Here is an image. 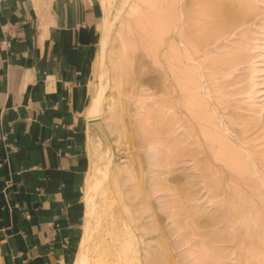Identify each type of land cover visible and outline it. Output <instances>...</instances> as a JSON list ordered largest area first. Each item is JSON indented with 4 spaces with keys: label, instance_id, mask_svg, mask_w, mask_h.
<instances>
[{
    "label": "rangeland",
    "instance_id": "1",
    "mask_svg": "<svg viewBox=\"0 0 264 264\" xmlns=\"http://www.w3.org/2000/svg\"><path fill=\"white\" fill-rule=\"evenodd\" d=\"M64 1L66 2L67 0H64ZM74 1L80 3V8L82 11L85 10L86 13L88 11H89V13H92L91 14L92 15V24H95V26L97 27V32H96V37H95L96 43H97V49L95 52V56L91 62L90 77H89V84H88V89L90 92H89L88 102L86 104V106H87L89 104V101H90L91 96H92V94H90V93H93V91L96 88L97 82H98V80L95 76V72L93 73V71L91 72V70H92L94 62L96 61V58H97L96 54L98 52V26H99L100 21H101L100 17H101L102 6L100 7V5H101L100 0H78V1L77 0H70L71 3H74ZM143 1L144 2L146 1V3L148 2V0H143ZM150 1H151V3L148 2L147 3L148 7H146L147 5L143 4L142 0H112V1L109 0V2L112 5L111 6L112 8L111 7L109 8L108 18L111 20L112 25H111L109 44H108V52L106 55V65H107V70H108L107 71V85H106L104 92L102 93V96H101L102 113L100 114V119L98 120L100 123H99V125H94V127L91 130V136L88 137V151L87 152H88V157H89V166H91L93 162H96L99 165L101 163L103 164L104 163V159H103L104 153H105V151L108 150L107 153L109 156H111L110 157V163H109V172H114L117 175V177L119 178V183H120L119 189L122 191V193H126V194L128 193V190H130L131 186L133 185V179L129 178V174H131V176L133 177V173L137 174V171H139V170H141V172L144 173V169H142L143 165L145 164L144 159L148 157V154L153 155V156L156 155L154 153V150L156 151V149L158 147H160V145H161L160 135L162 136V133H161V129H160V121H161V119H164L166 117L164 114V111H163L164 110L163 109L164 94H162V93H164V92H162L163 91L162 90L163 87L161 85L162 80L160 82L161 77H159V76H161L160 75L161 74L160 73L161 68H159L160 67L159 64L153 59V57L151 55L150 56L148 55L149 52L146 53L147 50L145 48H143V47H145V45L143 43L139 44L140 49H138V48L133 49L135 47V45H133V43H132L133 39H136L137 37L141 38L140 40L146 39V41H148L147 43L151 42L152 37L147 39L146 38V36H147L146 29L144 31V29L141 26L142 30H140V25L143 24L145 19L150 21V18H152L151 17L152 14L156 15L155 14L156 12H158V14H160L161 11L164 12V10H165L164 8L167 5L166 4L167 0H161V1L156 0L157 1L156 4H155V2H153L154 0H150ZM27 2L29 3V5L31 7H33L37 11V13L41 19H44L45 16L49 13L50 9L54 6L53 0H27ZM152 3L154 4L153 7L156 5L154 7L155 11H154V8L152 7ZM133 4H134V6H133ZM256 4L259 6V10H260V12L257 13L258 15L256 14L254 16H249L246 19V21H244L245 23L244 22L240 23V24L235 23V25H231L230 33L228 32L227 34L225 33V34H222L221 36H219V39L217 38L216 40L211 42L212 44L210 43V44H208V46L206 45L203 48L204 51L202 49L201 50L202 52L197 51V53L194 54L195 52L193 51V49H191L193 55H195L194 56L195 59L192 63L199 65L198 69L201 67L200 68L201 72L203 69H205V72H204V70L202 72L204 74L202 76L203 79H201L202 77L200 78V81H201L200 83H201L202 89H198V92L200 90L203 92V93L201 92L199 94V97H201L202 102H200V98H198V95H196L195 98L192 96L191 99L189 98L190 101L187 102L188 105H185L182 108L184 111L183 117H184L185 121L187 120V122L189 119L188 115L191 114V112H190V110L186 111L185 109H187V108H185V107H189L190 103H191V105H190L191 108H193L194 106L197 105V101H198V104L199 103L202 104V105L200 104L202 113L200 112V109H199L200 107L197 108L198 105L196 108L193 109L195 111L198 110L197 113H200L201 116L206 114V116L209 117L207 115V113L210 112V109L212 112V113L211 112L210 113L212 115L215 111L214 115L213 116L211 115V117H214L216 119V123L219 124V125L217 124L219 127V128L217 127V129H219L218 131L222 130L227 135V138L230 141L229 145H231L232 147L234 146V147H236V149L240 150V152L236 151L237 153H239V156H240V154L242 156H244V158H243L244 162H243V164H241L242 168L238 169V167H241V166L236 165V168L234 167V169L232 166V170L229 166H228L229 169H227V167H225L224 164H222L221 160L216 161V160L212 159L215 162V164H217V165H215L216 167L213 165V169L214 170L217 169V170H215L214 173H212V176L211 175L208 176L209 181L212 179L211 183H213V184H215L214 181L218 180V181H216L215 185L217 187H222L224 189L225 193L222 196H224L225 198H228V201H231V199L232 200L237 199L239 205L244 206L242 208V210H244L243 211L244 218L242 217L243 216L242 214H239L238 215L239 218H238V216H236V217L235 216H231V217L226 216L225 213L223 212L224 214L223 213H222L223 215L221 214L222 216L220 217V222L218 225V227H219V230H218L219 239H222V240H218L220 243H218L216 240L217 243L216 242L208 243L207 245L205 244V246H203L202 243L204 244L205 241L208 240L211 229H213V227H215L216 225H212V222L202 224V221L205 219V217H206V220L210 219L209 216L203 217V216L197 215V219H196V216H194V215L199 214V213L193 214V212H196L197 209L199 208L197 206L198 205L197 201H195V200L186 201L185 206L180 205L182 207V209H181V207H179V205H175L176 203L173 202V200H172L173 196L171 194L172 192H170L171 190H166V191H164V190H152V194H151L150 198H147V201L148 200L149 201L147 202V207L145 208L146 211H144L145 209H143L142 211H139L141 213V215L139 216V219L134 220V218H132L133 219L132 220L131 216H129L128 212L126 213L127 210L128 211H130V210L121 207L122 204L119 201L120 199L117 198L118 194L115 192L113 187L111 188L110 184L105 182L103 184L104 189L106 188L105 193L103 195H100L97 197L98 201L102 200L101 196L103 197V201H107L106 203L105 202L100 203V205L102 207H103V205H105L104 206L105 207L104 208L105 213L101 219L100 224L98 225V227L96 229L93 230V233L90 237L89 246H88V250H87L89 264H110L113 262L114 251H115L113 248V243H115V242L111 238L110 229L115 230L116 233L119 230H125V227H124L125 225H123L125 222H126V224L129 222V224H127V225L130 226L133 238H135V239H133V243H134V247L136 246L134 249L136 250L135 256L137 258L135 260H133L131 262V264L132 263L133 264H144L145 262H146L145 264H147L146 257H147V255L149 256V255L153 254V250H154V252L157 251V253L159 254V256L155 257L156 259H158L157 263H155V264H210V262H211V264L213 262H214V264H217V263L218 264H259V263L264 264V228H263L264 223H262V221H264V219H262V216L264 218V211L263 210H261V211L256 210L259 212L257 215V213H255V211H254L255 208H253L251 206L248 207L249 204L246 203L245 199L239 200V196L242 195L241 193L245 192L244 194H247V193L251 192V188L248 185H247V188L245 187L246 183H248V184L255 183L254 186L255 187L258 186L264 194V164H263L264 160L262 161V159H261V158L264 159V157L262 156V155H264V4L260 3L258 1H256ZM261 6H262V8L260 9ZM133 7H135L134 9H136V7L139 8V10H137L138 12H136V14L133 13V11H134ZM120 8L122 10H121L120 14L115 19L114 13L117 11V9H120ZM149 8L150 9L153 8V9H151L153 12ZM143 10H145L147 12V13H145V11H144L145 16L149 15V14L150 15L146 16V17L145 16L142 17ZM140 13H141V15H140ZM137 14H139L142 18ZM162 14L160 17H158V19H157L158 21L162 20V19L159 20L160 18H162ZM110 16H113V18H111ZM157 16H155V17H157ZM137 18H138V20H137ZM147 18H149V19H147ZM135 20L136 21L140 20V22H138L139 24L142 21V23L139 25V27L137 26L138 28L136 27L137 23H136V25L134 24V22H136ZM154 20L156 21V18H154ZM158 23H157V25H160V22H158ZM181 24H182V21H177L175 23V26L172 28L171 35L174 36L175 39H177V33L176 32L179 29ZM121 25H122V27H120ZM125 25H129V26L125 27ZM238 25H239V27H238ZM44 27H46V26H44ZM128 27L130 28V32L128 31ZM136 29H138V30L136 31ZM157 29L158 28H155V33H156V31H158L157 35H158V33H160L159 35H160L161 44H162V47L160 46V51H161V49L163 48V45H165V41L168 40V38H167L168 33L167 32H161V30L159 31V29L158 30ZM131 31H132V33H131ZM46 32H50L49 28H47ZM128 34H130V35H128ZM145 34H146V36H145ZM142 35H143V37H141ZM224 35H227V36H224ZM127 36H129V37L131 36V37L128 39ZM122 38L125 40L122 41ZM126 39L130 40L131 42L129 41L128 43L127 42L124 43L126 41ZM233 42L235 43V45ZM233 45H234V47H232V49L230 51V48H228V47H231ZM223 46H224V48H223ZM217 47L221 50H218ZM225 48H227V50ZM120 49L123 51V57H124L123 61H122L123 65H121V67L120 66L117 67L118 66L117 65L118 54L116 57V53H118V51ZM158 50H159V47H158ZM238 50L241 51V54L239 53L240 51H238ZM227 51L236 53L238 63H237V61L236 62L232 61L235 63V65H233V63L232 62L230 63V61L226 62V60H225L226 53L224 56V52H227ZM131 52H134V53H132V55H131ZM198 52H199V55H198ZM139 53L142 55V57H141L142 59L134 57V56H136V54H139ZM203 53L206 56L208 55L209 59H208V56L206 59V56L203 55ZM210 53H211V55H210ZM219 53H222V54H219ZM219 55H220V58L218 59ZM199 57H201V58L203 57V58L201 59ZM137 59H139L140 61ZM203 59H205V61ZM220 59H221V61H220ZM218 60H219V62H217ZM198 62H199V64H198ZM209 62H211V63L209 64ZM220 62H222V63L220 64ZM200 63H202V65ZM215 63H217V66ZM218 63H219V66L220 65H223V66H221V68H220L218 66ZM229 64H230V66L231 65L234 66V67H231L232 71H231V69H229L230 68ZM208 65H210V66H208ZM226 66H229V68L228 67L226 68ZM211 69H213L214 71ZM215 69H216V71H215ZM220 69H222L223 71L225 70V71L223 72ZM119 73H120V75H119ZM205 73H208L207 74L208 76L211 75L210 78ZM220 73H222L223 76H222V74L219 75ZM114 75L121 77V78H119V79H121V80H119V82L121 81L120 82L121 84L115 86L116 84H114V79L116 76H114ZM144 75L149 77V82L145 83V81H141L140 77L141 76L144 77ZM212 75H214V76H212ZM226 75H228V76H226ZM206 76H207V78H206ZM234 76H236V77L234 78ZM137 78L138 79L140 78L139 82L140 81L142 82L141 85L140 84L137 85V82H138ZM208 78H209V80L211 79L210 82H209ZM133 79L136 81V83L134 82ZM224 79H225V81H224ZM204 80H205V82H204ZM230 80L233 83L230 82ZM206 81H207V83H206ZM223 81L225 83H227V82L228 83L224 84ZM221 82H223V83H221ZM221 84H222V87L220 86ZM118 86H120V87H118ZM216 87L217 88L220 87L219 88L220 92H218L219 89L217 90ZM204 88H205V90H204ZM209 89H210V91H209ZM119 90H120V92H119ZM159 91L161 92V94L156 93ZM213 91L216 95H214V93H212ZM217 92H218V94H217ZM225 92H226V95H225ZM211 94H212V96H211ZM220 94H221V96H220ZM222 94H223V96H222ZM134 98H136L135 101H134ZM218 98L220 100H226V101L225 102L220 101ZM194 99H195L196 103H194ZM214 99H215V101H214ZM216 99H218V101ZM111 100L113 103H114V101L115 102L118 101V104H119V107H118L119 113L116 116L112 113V111H111L112 114L109 111V110H112V108H113V107H110L112 105ZM204 100L206 101L205 102L206 104L204 105L206 107H202ZM219 101H220V103H219ZM193 103H194V105H193ZM218 103H219V105H218ZM223 103L229 107L226 109V106L223 105ZM107 104H108V106H107ZM109 104H110V106H109ZM161 106H162V108H161ZM85 109H86V107H85ZM204 111H205V113H204ZM210 113H209V115H210ZM240 114H241V116H240ZM232 116H233V118H237V120L238 121L240 120V121L238 122L236 120L237 123H235V122L233 123V121H235V119L232 120L231 119ZM235 116H237V117H235ZM228 117H230V118H228ZM203 118H204V116H203ZM243 119H245L246 121ZM144 122H145V124H144ZM230 122H232V124H230ZM242 122H244L245 125H246V122H248L247 127L245 125L242 126V124H243ZM223 124L227 125V130H225L223 128L224 127ZM236 124H239V125H236ZM197 126H195L193 128V131L191 129V132L192 133L197 132L200 135L201 139H203L202 138L203 135H201L202 130L200 132L199 131L200 128ZM231 126H232V129H235V132L233 130H231ZM155 127H156V129H155ZM120 129H121V131H120ZM217 129H215V130L217 131ZM157 130L158 131L160 130L161 134H159V132ZM187 130L190 131V128H188ZM236 130H237V132H236ZM245 130H247V131H245ZM149 131H151V132H149ZM239 131L241 133H239ZM242 132H245V133H242ZM153 133H155V134H153ZM158 137H160V139ZM154 138H156V139H154ZM203 141H206V140L203 139ZM248 143H250V144H248ZM246 144H248V145H246ZM105 146H106V148H105ZM192 147H194V146L192 145ZM197 147L199 148L200 146H197ZM103 148H104V151H102ZM214 148H212V145H211V149L213 150ZM210 150L207 148L208 154L209 153L211 154ZM193 152L194 151L191 150V153H193ZM247 153H249V154L246 155ZM250 154H254V155H250ZM98 155H101V156H98ZM259 155L261 156V158L259 157ZM141 158H143V159H141ZM190 161H191V163H190ZM141 163H142V166H140ZM219 164L222 165L223 173H221V168H220L221 166ZM170 166L172 169L175 168L172 171V173L178 172L177 168H179L181 166L187 167L188 170H186V171L199 172V170H197V168H195V166H193L192 160H189V161L175 160L174 162H171ZM243 167H245V168L243 169ZM229 170L232 172H230ZM241 170H244L245 172H243L242 176H241V173H242L241 172L240 177H238L239 171H241ZM216 171L218 173L217 175L215 174ZM235 171H236V173H235ZM233 172L235 173V175ZM224 174H225V176H224ZM246 174L251 176V177L248 176V179L251 178V180L246 179V181H245V177L247 178ZM232 175H233V177H232ZM231 177H232V179H231ZM233 178L234 179L239 178V181H235L236 179L234 180ZM219 180H220V183H218ZM244 181L246 183H244ZM183 185L185 187H188L187 183H184ZM184 186H183V188L186 191L187 188H185ZM234 186H236V187L234 188ZM199 187H201V184L195 183L192 186V189L198 190ZM249 189H250V191H249ZM105 194H107V195H105ZM104 195H105V197H104ZM252 196L255 197L254 195H252ZM138 200L139 199L137 198L135 200V203L138 202ZM125 202L128 205H131L133 208V201L132 200L125 199ZM140 205L141 204L139 203V204H136V206H134V207H138ZM190 205H191V207H190ZM177 208L179 211L177 210ZM250 208H251V212H250ZM139 209H140V207H139ZM240 210H241V208H240ZM139 212H138V215H139ZM188 213L189 214L192 213L193 216L189 218ZM135 214L137 215L136 212H135ZM183 214H184V216H183ZM250 214L252 215L251 218H250ZM130 215H133V212H131ZM253 216H255V218L252 220ZM258 216H259V218H258ZM235 218H236V220H235ZM249 218H250V220H248ZM182 219H185V221ZM188 219L189 220L192 219L194 221L196 228H195V225H193V223H189V222L186 223V221ZM216 219H218V216L216 217ZM124 220H125V222L123 223L122 221H124ZM192 220L190 222H193ZM243 221H244V224H243ZM248 221H249V225H247ZM234 222H236V223H234ZM253 222H254L255 226L257 225L256 227L253 225ZM258 222H259V225L261 224L260 226L258 225ZM184 223H186V224H184ZM243 226H244V228H243ZM148 227H149V230L147 229ZM190 227H193L192 229H194V230L192 231V229ZM197 228H199V231ZM195 229H196V231H195ZM203 230L205 233L203 232ZM194 231H195V233H194ZM255 231H256V233H255ZM203 233H204V235H203ZM252 233L256 234V237L254 235H252ZM199 234H201V236H199ZM191 235H193V236L191 237ZM197 235H198V238H197ZM257 235H258V237H257ZM80 236H81V234H80ZM79 239H80V237H79ZM79 239H78V242H79ZM200 239H203L204 241H200ZM224 239H226V240H224ZM256 240H257V242H256ZM235 241L236 242L239 241V242L235 243ZM78 242H77V244H78ZM158 242H161V246L163 245L164 246L163 248L165 250L159 246ZM236 244H238V245H236ZM259 244H261V246ZM201 246H203V248ZM204 247H205L206 251H208V253L204 252L205 251ZM258 247H262L261 248L262 250L260 251L258 249ZM251 250H253V253ZM76 251H77V245H76V248L74 251V255H75ZM212 251H214L213 252L214 254L211 253ZM248 253H251V254H248ZM255 254H256V256H255ZM259 254H260V256H259ZM164 255L165 256L167 255V256L165 257ZM149 257H151V256H149ZM236 257L238 259H236ZM73 258H74V256H73ZM159 259L160 260L163 259V260L160 261ZM212 259H213V261H212ZM232 259H233V261H232ZM136 260L138 262H136ZM72 264H73V260H72Z\"/></svg>",
    "mask_w": 264,
    "mask_h": 264
},
{
    "label": "crops",
    "instance_id": "2",
    "mask_svg": "<svg viewBox=\"0 0 264 264\" xmlns=\"http://www.w3.org/2000/svg\"><path fill=\"white\" fill-rule=\"evenodd\" d=\"M91 14L74 1L41 19L0 0V264H72L94 127Z\"/></svg>",
    "mask_w": 264,
    "mask_h": 264
},
{
    "label": "bare ground",
    "instance_id": "3",
    "mask_svg": "<svg viewBox=\"0 0 264 264\" xmlns=\"http://www.w3.org/2000/svg\"><path fill=\"white\" fill-rule=\"evenodd\" d=\"M53 1H54V6L62 5L63 3L68 4L69 6H70V4H73L70 2V0H67L66 2L64 0H53ZM157 1L154 0L153 2H155V4H156ZM256 1L264 4V0H167V2H166L167 5L164 8L165 9L164 12L161 11L163 14L161 12H160V14H158V12H156L155 13L156 15L152 14V16H151L152 18L149 17L150 21H148L144 18L145 23L143 22V24H141L142 23V21H141V23H140L141 25L138 23V22H140V20L139 21L135 20L136 22H134V24L136 25V23H137L136 27L137 26L139 27V25H140V30H142V28H143L145 31V29H146V33H147V36L145 34L146 38L147 39H149L151 37L152 38H151V42H149V43H147L148 41H146V39L140 40L141 38H138V37H137L138 39L137 38L133 39L132 43H133V45H135V47L133 49H135V48L140 49L139 44L143 43L145 45V47H143V48H145L147 50L146 53L149 52L148 55L149 56L151 55L153 57V59L159 64V66H160L159 68H161V70H160L161 76H159V77H161L160 82L162 80V82H161V85L163 87L162 92H164V93H162V94H164V97H163V109L164 110L163 111H164V114L166 116L164 119H161V121H160V129H161V133H162V136L160 135L161 145L158 148L156 147L157 148L156 151L154 150V153L156 154L155 156L148 154V157L144 159L145 164L142 167V169H144V173H142L141 170H139V171H137V174L133 173V177L131 176V174H129V178L133 179V185L131 186L130 190H128L127 194L122 193V191L119 189L120 183H119V178L117 177V175L114 172H109V163H110V157L111 156L108 155V153H107L108 150L105 151V153H104V156H103L104 163L103 164L101 163L102 164V165L100 164L101 166L99 164H97L96 162L92 163V165H91L92 167L89 166V168L86 172V176L84 178L83 184H82V198H83V205H84L83 219H82V233H81V236H80V239L78 242L77 251H76L74 258H73V264H89L87 250H88V246H89L90 237L93 233V230L96 229L98 227V225L100 224L101 219L105 213V209H104L105 205H103V207H102L100 205V203L101 202L106 203L107 201H103L102 196H101L102 200L98 201V199H97L98 196L103 195L106 191L105 190L106 188L104 189V187H103V184L105 182L110 184L111 188L113 187L115 192L118 194L117 198L120 199L119 201L122 204L121 207L129 209L131 212H133V215H130L131 212L128 210L126 211V213L128 212L129 216H131V219L134 218V220L139 219V216L141 215V213L139 211H142L143 209H145L147 207V202L149 201V200L147 201V198H150V196L152 194V190H164V191L171 190L170 192H172L171 194L173 196L172 200H173V202L176 203L175 205H179V207L185 206L186 201H191V200L197 201V203H198L197 206L199 208L197 209L196 212H193V214L199 213V214L194 215V216H196V219H197V215L203 216V217L209 216L210 219H208V220H206V217H205V219L203 218L204 220L202 221V224L212 222V225H216L215 227H213V229H211L208 240H206L204 244L202 243L203 246H205V244L207 245L208 243L216 242V240L218 243H220L218 240H222V239H219V235H218L219 227H218V225L220 222V217L224 213L226 216H230V217L231 216L236 217L239 214L243 215L244 210H242V208L244 206L239 205L237 199H233V200L231 199V201H228V198H225L224 196H222L225 193L224 189L222 187H217L215 185L216 181H218V180L214 181L215 184H213V183H211L212 179L209 181L208 176L209 175L212 176V173H214V171L217 170V169H215V170L213 169V165L215 166L217 164H215V162L212 159H214L216 161L221 160L222 164H224V166L227 167V169H229L228 168V166H229L232 170V166L234 169V167L236 168V165L241 166V167H238V169L242 168L241 164H243V162H244V160H243L244 156H242L241 154L239 156V153H237L236 151L240 152V150L236 149V147H234V146H233L234 147L233 148L231 145H229L230 141L227 138V135L222 130L218 131L219 129H217V127L219 124L216 123V119L214 117H211V115H212L211 109H210L211 113L209 112L210 115H209V113H207V115L210 118L207 117L206 114L203 115L204 116V118H203V116H201L200 113H197L198 110L197 111L193 110L198 105L197 108L200 107L199 109L201 112V105L202 104L201 103L198 104V101H197V105L194 106L193 108H191L190 107L191 103H190L189 107H185L187 109L184 108L186 111L190 110V112L192 114V115L189 114L190 116L188 115V117H189V119H188L189 123H188L187 120L185 121V119L183 117L184 111L182 108L185 105H188L187 102L190 101L192 96L195 98L196 95H198V98H200V102H202L201 97H199V94L202 91L200 90L198 92V89H202L201 83H200L201 82L200 78L204 75L202 72H203V70L205 72V69H203L201 72V70H200L201 67L198 69L199 65L192 63L195 59V57H194L195 55H193L191 49H193V51L195 52L194 54H196L197 51H201L206 45L208 46V44H210L211 42H213L217 38L219 39V36H221L222 34H225V33L227 34L228 32L230 33L231 25H235V23H237V24L243 23L244 21H246V19L249 16L256 15L258 12H260L259 6L256 4ZM142 2H143V4L147 5L146 7H148V4H147L148 2L151 3L150 0H148L147 3H146V1L144 2L143 0H142ZM100 3H101L100 7L102 6V9H101V17H100L101 21H100V24L98 26V52L96 54L97 55L96 61L94 62V65H93L92 70H91V72L92 71H93V73L95 72V76H96L98 82H97L96 88L93 91V93H90V94H92V96H91V99L89 101V104L86 106V109H85V114H86V116L89 117V120H90L89 122H91L94 125H99L100 122L98 120L100 119V114L102 113L101 96H102V93L104 92V89L107 85V71L108 70H107V65H106V55L108 52V44H109L111 25H112L111 20L108 18V11H109V8L112 6L111 3L109 2V0H100ZM153 5L154 4L152 3V7H153ZM133 6H134V4H133ZM134 8L135 7H133V9ZM153 8H151V9H153ZM261 8H262V6L260 7V9ZM121 10H122L121 8L117 9V11L114 13L115 19L120 14ZM137 10H139V8L136 7V9H134L135 12L133 11V13L136 14V12H138ZM145 10H143L142 17L145 16V14H144ZM146 11H145V13H147ZM154 11H155V8H154ZM161 14H162V18H160L159 20H161V19L162 20L158 21L157 19H158V17L161 16ZM137 15H139V14H137ZM140 15H141V13H140ZM149 15H146V16H149ZM155 16H157V17H155ZM110 17L113 18V16H110ZM153 17L156 18V21L154 20ZM149 18H147V19H149ZM137 20H138V18H137ZM177 21H182V24L180 25L179 29L176 32L177 33V39H175L174 36L171 35V31H172V28L175 26V23ZM158 22H160V25H157ZM127 26H129V25H125V27H127ZM141 26H142V28H141ZM120 27H122V25ZM238 27H239V25H238ZM155 28H158L159 31L161 30V32H167L168 33V37H167L168 40L165 41V45H163V48L161 49V51H160V46L162 47V44H161V38L159 35L160 33H158V35H157L158 31H156V33H155ZM137 30L138 29H136V31ZM128 31L130 32L129 27H128ZM131 33H132V31H131ZM128 35H130V34H128ZM224 36H227V35H224ZM130 37L127 36L128 39ZM141 37H143V35ZM128 39H126V41L124 43H126V42L128 43L130 41ZM123 40H125V39L122 38V41ZM234 45H235V43H234ZM234 45L231 47H228V48H230V51H231L232 47H234ZM158 47H159V50H158ZM223 48H224V46H223ZM217 49L221 50L218 47H217ZM225 49L227 50V48H225ZM203 51H204V49H203ZM230 51L224 52V56L226 53V56H225L226 62L230 61V63H231L232 61H235V62L237 61V63H238L236 53L230 52ZM238 51H240V50H238ZM132 53H134V52H131V55H132ZM239 53L241 54V51ZM117 54H118V58H117L118 59L117 60L118 66L117 67H119V66L121 67V65H123L122 61L124 58L123 57V51L120 49L118 51V53H116V57H117ZM219 54H222V53H219ZM198 55H199V52H198ZM203 55H205V54L203 53ZM210 55H211V53H210ZM207 56H206V59H207ZM134 57L142 59L141 58L142 55L140 53L136 54V56H134ZM199 58H201V57H199ZM219 58H220V55H219L218 59ZM139 59H137V60H139ZM208 59H209V56H208ZM203 60L205 61V59H203ZM220 61H221V59H220ZM217 62H219V60ZM210 63L211 62H209V64ZM221 63L222 62H220V64ZM232 63H233V65H235L234 62H232ZM198 64H199V62H198ZM200 64L202 65V63H200ZM215 64L217 66V63H215ZM208 66H210V65H208ZM218 66H219V63H218ZM221 66H223V65H220L219 67L221 68ZM229 66H230V64H229ZM229 66H226V68L227 67L229 68ZM231 67H234V66L231 65L229 69H231ZM211 70H213V69H211ZM220 70H222V69H220ZM215 71H216V69H215ZM231 71H232V69H231ZM205 74L207 75L208 73H205ZM221 74L222 73H220L219 75H221ZM119 75H120V73H119ZM145 75H144V77L141 76L140 78H141V81H145V83H147V82H149V77H147ZM114 76H116V75H114ZM207 76H206V78H207ZM210 76H208V77L210 78ZM212 76H214V75H212ZM222 76H223V74H222ZM226 76H228V75H226ZM235 77L236 76H234V78ZM119 78H121V77L116 76L115 79L113 78L114 84H116L115 86L121 84L120 83L121 81L119 82V80H121V79H119ZM209 78H208V80H209ZM139 79L137 80L138 81L137 85L138 84L141 85V83H142L141 81L139 82ZM201 79H203V77ZM225 79H224V81H225ZM210 80H209V82H210ZM231 80H230V82H232ZM207 81H206V83H207ZM134 82L136 83L135 80H134ZM204 82H205V80H204ZM223 82H221V83H223ZM227 83L224 82V84H227ZM220 86L222 87V84ZM118 87H120V86H118ZM219 88H217V90ZM204 90H205V88H204ZM209 91H210V89H209ZM119 92H120V90H119ZM218 92H220V89ZM218 92H217V94H218ZM156 93L161 94L160 91L156 92ZM212 93H214V91ZM214 95H216V94L214 93ZM225 95H226V92H225ZM211 96H212V94H211ZM220 96H221V94H220ZM222 96H223V94H222ZM135 99L136 98H134V101H135ZM218 99H216V100L218 101ZM112 100H111V102H112ZM214 101H215V99H214ZM220 101L225 102L226 100H220ZM220 101H219V103H220ZM203 102L204 103H203L202 107H206V106H204L206 104L205 103L206 101L204 100ZM194 103H196L195 99H194ZM194 103H193V105H194ZM219 103H218V105H219ZM111 104L112 105L110 106V104H109V106L113 107V108H112V110H109L110 113L112 111V113L115 116L118 115V113H119L118 112V107H119L118 101L117 102L114 101V103L112 102ZM223 105H225V104L223 103ZM107 106H108V104H107ZM228 107L229 106H226V109ZM161 108H162V106H161ZM204 113H205V111H204ZM214 113H215V111H214ZM214 113H213V115H214ZM240 116H241V114H240ZM235 117H237V116H235ZM228 118H230V117H228ZM231 119L232 120L235 119V121H233V123L234 122L237 123V121H238L237 118H233V116L231 117ZM243 120H245V119H243ZM242 123H243L242 126H244L245 125L244 122H242ZM247 123L248 122H246V125H245L246 127H247ZM144 124H145V122H144ZM230 124H232V122H230ZM236 125H239V124H236ZM195 126L200 128V130H199L200 132L202 130V134L201 133L200 134L203 135L202 138L205 139L206 141H203V139H201L200 135L197 132H194V133L191 132V129L193 131V128ZM188 128H190V131L187 130ZM223 128L225 130H227V125H224ZM155 129H156V127H155ZM215 129H217V131ZM231 130H233L235 132V129H232V126H231ZM247 130H245V131H247ZM120 131H121V129H120ZM149 132H151V131H149ZM158 132H159V134H161L160 130ZM236 132H237V130H236ZM239 133H241V132L239 131ZM242 133H245V132H242ZM153 134H155V133H153ZM160 137H158V138L160 139ZM154 139H156V138H154ZM250 143H248V144H250ZM248 144H246V145H248ZM192 145L194 147H192ZM211 145H212V148L215 147L213 150L211 149ZM197 146H200V147L198 148ZM105 148H106V146H105ZM207 148L209 150L211 149L210 150L211 154L210 153L208 154ZM191 150L194 152L191 153ZM102 151H104V148ZM248 154L249 153H247L246 155H248ZM250 155H254V154H250ZM98 156H101V155H98ZM262 156L264 157V155H262ZM259 157L261 158L260 155H259ZM141 159H143V158H141ZM261 159H262V161L264 160L263 158H261ZM175 160H178V161L179 160H183V161L192 160L193 166H195V168H197V170H199V172H193V171L189 172V171H186V170H188L187 167L181 166V167L177 168L178 172L172 173V171L175 168L172 169L170 164H171V162H174ZM190 163H191V161H190ZM219 165L221 166L220 167L221 173H223L222 165L221 164H219ZM140 166H142V163L140 164ZM244 168L245 167H243V169ZM230 172H232V171H230ZM243 172H245V171L244 170L239 171L238 177H240V173L242 176ZM235 173H236V171H235ZM235 173H234V175H235ZM215 174L216 175L218 174L217 171L215 172ZM246 175H247V178L245 177V181H246V179H248V176H250L248 174H246ZM224 176H225V174H224ZM232 177H233V175H232ZM232 177H231V179H232ZM235 179H234L235 181H239V178H235ZM220 180L218 183H220ZM248 180H251V178H249ZM245 181H244V183H246ZM184 183H187L188 187H185L183 185ZM195 183L201 184V187H199L198 190L192 189V186ZM254 184L255 183H253V184L246 183L245 187L247 188V185H248L251 188V192H249L247 194H244L245 192L241 193L242 195L239 196V200L245 199L246 203L249 204L248 207L251 206V207L255 208L254 211L258 215L259 212L256 210H259V211L263 210L264 211V205H263L264 204V194L261 191V189L258 186L255 187ZM183 186L185 188H187L186 191L184 190ZM235 187L236 186H234V188ZM249 191H250V189H249ZM105 195H107V194H105ZM105 195H104V197H105ZM252 195H254L255 197H253ZM137 198L139 200H138V202L135 203V200ZM125 199H129V200L133 201V208L131 205H128L125 202ZM139 203L141 204L140 206L134 207V206H136V204H139ZM139 207H140V209H139ZM190 207H191V205H190ZM240 208H241V210H240ZM181 209H182V207H181ZM177 210H178V208H177ZM137 211L139 212V215H138ZM144 211H146V209ZM135 212L137 213V215L135 214ZM250 212H251V208H250ZM193 214L192 213L189 214L188 215L189 218L192 217ZM183 216H184V214H183ZM217 216H218V219H216ZM255 216H253L252 220L255 218ZM242 217L244 218V215ZM251 217H252V215L250 214V218ZM238 218H239V216H238ZM250 218L248 220H250ZM258 218H259V216H258ZM262 219H264L263 216H262ZM182 220L185 221V219H182ZM188 220L186 221V223L189 222V223H193V225H195L194 221L192 219H190L189 221ZM191 220L193 222H190ZM235 220H236V218H235ZM122 222L124 223L125 220ZM186 223H184V224H186ZM234 223H236V222H234ZM262 223H264V221H262ZM127 224H129V222ZM127 224H126V222L123 224V225H125L124 226L125 230H119L117 233L115 232V230L110 229L111 238L115 242V243H113V248L115 250L114 251V259H113V262L110 264H131V262L137 258L135 256L136 250L134 249L136 246L134 247V243H133V239H135V238H133L130 226H128ZM243 224H244V221H243ZM247 225H249V221H248ZM253 225H254V222H253ZM258 225H259V222H258ZM149 227L147 228L148 230H149ZM190 228L192 229L193 227H190ZM195 228H196V225H195ZM243 228H244V226H243ZM263 228H264V226H263ZM197 229L199 231V228H197ZM193 230L194 229H192V231ZM195 231H196V229H195ZM195 231H194V233H195ZM203 232H204V230H203ZM204 233H203V235H204ZM255 233H256V231H255ZM252 235H254L256 237V234L252 233ZM192 236L193 235H191V237ZM199 236H201V234H199ZM257 237H258V235H257ZM197 238H198V235H197ZM224 240H226V239H224ZM200 241H204V240L200 239ZM238 242L239 241H237V242L235 241V243H238ZM256 242H257V240H256ZM158 243H159V246L161 248L164 247L163 245L161 246V242H158ZM236 245H238V244H236ZM259 245L261 246V244H259ZM203 246H201V247L203 248ZM261 248L262 247H258V249L260 251L262 250ZM204 249H205V247H204ZM251 251L253 253V250H251ZM204 252L208 253V251H206V249ZM213 252L214 251H212L211 253H213ZM248 254H251V253H248ZM149 256H151V257H149ZM149 256L147 255V257H146L147 264L157 263L158 259L155 258L156 256H159L157 251L154 252V250H153V254H151ZM255 256H256V254H255ZM259 256H260V254H259ZM236 259H238V258L236 257ZM137 260H136V262H138ZM162 260H160V261H162ZM212 261H213V259H212ZM232 261H233V259H232ZM210 264H211V262H210ZM212 264H214V262Z\"/></svg>",
    "mask_w": 264,
    "mask_h": 264
}]
</instances>
